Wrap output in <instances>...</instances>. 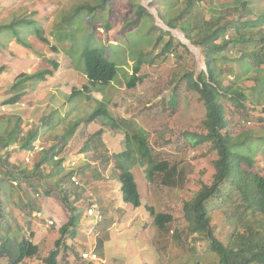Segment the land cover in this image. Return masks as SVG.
Returning a JSON list of instances; mask_svg holds the SVG:
<instances>
[{
  "label": "rangeland",
  "instance_id": "obj_1",
  "mask_svg": "<svg viewBox=\"0 0 264 264\" xmlns=\"http://www.w3.org/2000/svg\"><path fill=\"white\" fill-rule=\"evenodd\" d=\"M101 1L0 0V137L19 118L23 131L37 130L38 141L45 147L57 144L62 150L61 137L74 127V135L59 157L65 164L78 163L82 186L76 191L81 194L78 201L69 198V202L76 206L80 219L76 235L71 236L69 231L62 238L58 264H218L219 256L210 241L205 234L191 232L183 210L203 186L211 184L218 156L210 143L189 140L192 135L206 134V109L199 94L188 89L186 75L193 73L197 77L206 69L201 47L186 39L180 27H186L193 36L196 26L199 32L221 17V23L232 21L223 38L229 40L236 32V24L264 19V0H132L144 6L150 17H144L136 30L126 34L124 16L129 0H109L98 19L101 24L92 20L91 12L86 10L75 14L78 7ZM173 18L179 25L176 29L164 23ZM20 20L32 24L17 25ZM37 29L47 42L38 38ZM167 31L173 38L171 51L161 53L163 43L169 41ZM175 32L181 33L190 46ZM239 33L243 41L231 43L220 54L222 61L217 69L222 85L239 88L246 95V107L223 97L221 103L227 131L232 137L254 135L251 146L258 150L253 155V170L257 169L255 161L264 169V86H257V79H264V24L241 27ZM87 45L116 63L117 75L108 85H88L83 89L87 80L81 54ZM137 58L144 60L140 81L129 89L126 83ZM52 63L58 65L57 69ZM46 69L52 70L53 76L45 81L29 78ZM73 89L83 91L70 100ZM16 95H21L17 104H4ZM172 100L174 106L169 104ZM98 108L106 109L109 118L86 122ZM113 122L117 129L110 126ZM141 129L146 131L143 136L153 161L179 166L183 176L174 188L164 186L158 173L149 181L147 162L132 156L126 165L134 175L141 200V205L134 207L121 199L119 172L115 168L118 158L113 157L125 150L126 136ZM20 147L23 146L16 144L6 150L0 147V156L10 152V163L30 173L37 156L24 165L26 151ZM105 157L110 159L107 164ZM68 169L48 165L33 172L35 175L17 180L6 177L0 184V236L8 233L39 247L36 257L21 264H43L61 237L59 228L71 214L63 197L74 190L64 178ZM240 200L234 194L231 201L213 199L207 206L213 236L224 246L237 233H245L246 224L255 225L259 220L249 212L238 219L241 210L236 213V207ZM90 203H95L102 214L97 225L85 218ZM149 208L173 218L166 232L153 225ZM83 252H93L97 261L82 260ZM0 264H8L7 259H0Z\"/></svg>",
  "mask_w": 264,
  "mask_h": 264
},
{
  "label": "trees",
  "instance_id": "obj_2",
  "mask_svg": "<svg viewBox=\"0 0 264 264\" xmlns=\"http://www.w3.org/2000/svg\"><path fill=\"white\" fill-rule=\"evenodd\" d=\"M129 1L127 3V15L124 16V24H126L125 27L123 24L124 34L129 31L133 32L140 26L146 17H150L144 6L140 4L136 5L135 1ZM108 2L109 0H102L94 6H80L75 14L77 15L81 11L86 10L91 12L92 20H98L101 18L100 14L105 10ZM190 6L192 8L194 4ZM98 21L100 23V20ZM228 22L221 23V17H217L215 23L206 25L204 28L202 27L199 32H197L198 27L196 26L193 36L189 34L190 31L186 27H180L186 39L190 40L193 45L201 47V54L206 69V71H201L197 77H194L193 73L186 75L188 89L199 94L206 109V116L203 120L206 134L192 135L189 140H194V142L197 141L199 144L210 143L211 149L215 151L218 156V159L214 162L215 173L211 184L209 186H203L191 201L184 204L183 210L184 216L190 225L191 232L205 234V237L210 241V247L213 249V252L217 253L219 256L218 264H264V169L257 167L255 161V167L257 169L253 170V155L256 150H258L257 147L251 146V144L254 143V140L251 139L254 135H246V133H244L238 137H232L227 131V120L221 103V98L223 97L232 100L235 105L245 108V101L247 98L239 88L222 85L220 70L217 69L218 64L222 61L220 54H222L231 43L243 41L239 29L241 27H259L264 24V19L261 20L259 17L256 22L250 21L242 23V25L236 24V32L234 36H232V39L224 40V35L227 30L230 29L231 25V23ZM16 23L17 25L21 23L28 25L32 24L31 21L21 20ZM164 23L170 29L179 27L174 18L172 20H166ZM103 26H105V28L108 27L102 24L101 27ZM101 27L100 29H102ZM8 28L9 26L4 27V29ZM93 32L95 33V31ZM36 34L41 41L47 42L46 39L41 37L39 29L36 30ZM165 35L168 36L169 41L163 43L161 53H166L168 50L171 51L170 48L173 38L168 31L165 32ZM182 46L185 48L184 45ZM98 50L99 49L95 47L87 45L84 47L81 54V59L84 64V74L87 80V84L84 85L83 89H88V85H108L117 75L118 68L116 63L110 61L106 55ZM146 56H148V54ZM143 62L144 60L142 58H137L132 74L129 76L126 83L127 88H135L140 81L139 72ZM52 65L57 69L58 65L56 63H52ZM2 70L3 67L0 68V73ZM49 76H53V71L46 69L37 71L29 78L37 80L38 82H43ZM257 86H264V79H257ZM83 89H73L69 95L70 100L80 95ZM20 97L21 95H16L4 104L15 105L18 103ZM169 104L174 106V100L169 102ZM99 117L109 118L107 110L98 108L93 111L85 121L92 122ZM20 123L21 120L16 118L14 127H12L10 131H6L4 135L0 137V147L6 150L17 144L23 146L20 147V150H25L26 152L33 147L38 141L39 131L29 130L25 132L21 129ZM110 126L114 129L118 128L117 125H114V122L111 123ZM73 129L74 127H71L61 137L60 143L63 148L66 147L67 142L73 137ZM144 132L146 131L141 129L131 137L127 135L125 150L113 157L115 160L118 158L115 163V168L119 172L118 180L120 182L121 199L123 202L129 203L134 207H139L141 205V200L134 175L126 165L132 156L134 157V155H136L135 160L137 157L147 162L146 177L149 181H152L155 174L158 173L161 174L160 181L164 186L174 188L178 187L177 184L179 183V179L183 176V169L179 168V166L169 167L165 162L156 163L153 161L147 140L143 136ZM96 134H100L101 137V131H98ZM62 150L57 144H51L49 147H46L41 153L35 155L37 156V161L32 163L34 169L30 173L25 169L19 170L14 164L10 163V152L6 151L7 154L5 157L0 156V171L2 174L0 184L6 177H13L17 180L23 176L35 175L37 170H42L44 166L48 165L69 168L64 178H67L68 184L73 187L74 190L68 195H64L63 199L71 214L68 221L59 228L61 237L55 242L54 249L42 260L43 264H58V249L62 245V238L69 231L71 232V236L76 235V226L80 219V213L77 211L76 206L74 207L73 204L69 202V198H73L75 201L79 200L78 197L81 193H78L76 190H79L82 186L78 177L80 170L77 165L78 163L71 166L70 163L72 161L67 164L62 162L59 157ZM34 157L31 159V162ZM55 158H57V160H55ZM108 162H110V159L105 157V164ZM73 177L78 179L77 185L72 181ZM46 194H48V192H46ZM234 194L238 195L239 199H241V202L236 207V213L241 210V212L238 213V219L243 218V214L249 212L252 216H258L259 220L255 225L246 224L245 233L235 234L236 236L233 237L228 246H224L213 236V231L210 228L207 206L213 199L214 201H218L223 200V198H229V201H231ZM148 210L153 217V225L156 226L158 230L166 232L167 225L173 221V218L163 213L156 214L152 208ZM2 219L3 214H0V221H2ZM99 244H101V242H99ZM99 247L101 248V245H99ZM38 254V245L32 243L28 239L22 238L21 240H16L8 233L0 236V259H7L8 264H21L24 260L34 258Z\"/></svg>",
  "mask_w": 264,
  "mask_h": 264
},
{
  "label": "built area",
  "instance_id": "obj_3",
  "mask_svg": "<svg viewBox=\"0 0 264 264\" xmlns=\"http://www.w3.org/2000/svg\"><path fill=\"white\" fill-rule=\"evenodd\" d=\"M46 147L39 141H37L33 147L31 149H29L25 156L23 157V163L24 164H29L31 162V159L41 153ZM55 160H57V158H55ZM71 166H74L75 163L74 162H71L70 163ZM2 178V174H1V171H0V179ZM72 181L77 185L78 184V179L73 177L72 178ZM14 185H16V183L14 182L13 183ZM38 217L40 216V214L37 215ZM85 218H91L94 222V224H98L99 222L102 221V215L97 207V205L93 204V205H90L86 211H85ZM50 225L53 224V222H49ZM81 259L84 260V261H96L97 260V256L93 253V252H90V253H86V252H83L81 254Z\"/></svg>",
  "mask_w": 264,
  "mask_h": 264
},
{
  "label": "bare ground",
  "instance_id": "obj_4",
  "mask_svg": "<svg viewBox=\"0 0 264 264\" xmlns=\"http://www.w3.org/2000/svg\"><path fill=\"white\" fill-rule=\"evenodd\" d=\"M175 34L179 37V38H181V40L185 43V44H189L186 40H185V38H184V36L181 34V33H179V32H175ZM190 46V45H189ZM195 51V50H194ZM196 52V51H195ZM194 52V53H195ZM197 53V52H196Z\"/></svg>",
  "mask_w": 264,
  "mask_h": 264
},
{
  "label": "clouds",
  "instance_id": "obj_5",
  "mask_svg": "<svg viewBox=\"0 0 264 264\" xmlns=\"http://www.w3.org/2000/svg\"><path fill=\"white\" fill-rule=\"evenodd\" d=\"M94 204H95V203H94ZM90 205H93V203H92V204H89V205H87V208H88ZM95 205H96V204H95ZM87 208H86V209H87ZM98 209H99V208H98ZM99 211H100V210H99ZM100 213H101V211H100ZM101 215H102V214H101ZM39 217H40V216H39ZM53 224H54V223H53ZM53 224H52V225H53ZM96 225H97V224H96ZM96 261H97V260H96ZM89 262H92V261H89Z\"/></svg>",
  "mask_w": 264,
  "mask_h": 264
},
{
  "label": "water",
  "instance_id": "obj_6",
  "mask_svg": "<svg viewBox=\"0 0 264 264\" xmlns=\"http://www.w3.org/2000/svg\"><path fill=\"white\" fill-rule=\"evenodd\" d=\"M162 24V23H161ZM168 31H171L169 28H168ZM185 44V43H184ZM187 47H189V44H185Z\"/></svg>",
  "mask_w": 264,
  "mask_h": 264
}]
</instances>
